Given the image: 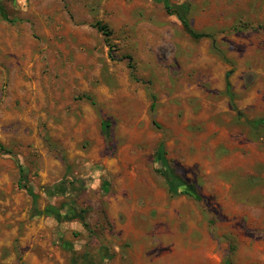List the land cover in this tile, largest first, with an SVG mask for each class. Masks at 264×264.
<instances>
[{"label": "rangeland", "instance_id": "rangeland-1", "mask_svg": "<svg viewBox=\"0 0 264 264\" xmlns=\"http://www.w3.org/2000/svg\"><path fill=\"white\" fill-rule=\"evenodd\" d=\"M171 1L0 0V264H264V0Z\"/></svg>", "mask_w": 264, "mask_h": 264}, {"label": "trees", "instance_id": "trees-1", "mask_svg": "<svg viewBox=\"0 0 264 264\" xmlns=\"http://www.w3.org/2000/svg\"><path fill=\"white\" fill-rule=\"evenodd\" d=\"M156 2H159V3H162L164 8L166 9V11L171 14V15H176L179 20L181 21L184 29L188 32L189 35H191L192 37L194 38H197V39H200V38H203V37H206V36H210L211 34L210 33H206V32H200V31H196L192 26H191V23H190V20H189V11H190V8H189V4L186 3V2H183V3H174L172 2L171 0H154ZM0 9H2L1 7V4H0ZM95 26L98 28V30L102 31L105 35H108V31L106 29V26L103 25L101 22H97L95 24ZM227 90H228V94L230 95V97H233V94L231 92V87H230V84L228 83L227 85ZM154 107V104L152 105ZM152 107V108H153ZM107 126V124H105L104 126V123H103V129H105ZM0 149L4 150L5 151V146L2 145L0 143ZM159 160L161 162V171L162 173L164 174V176L166 177V180L169 184V189L170 191L175 194V195H178V194H181L182 193V190H181V185H182V182L179 181L175 175L171 172L170 170V167L168 165V161H167V158L165 157V152H164V148L163 146H160V149H159ZM81 183H83L82 180H80V185ZM61 185L64 186V189L65 191H67L68 189L70 188H75V183L74 181H70V180H67L65 182V184L61 183ZM60 183L56 184L55 185V189L56 190H59V187L61 186ZM20 186L22 188H25L27 193L31 196L32 198V210H33V213L34 214H40V209L38 207V194L34 191V189L30 186V185H27L25 183H20ZM60 192V191H59ZM50 194H55V191H52L50 192ZM232 247V246H231ZM104 258L107 257V254L106 255H102ZM223 264H233V261H232V258L231 256H228Z\"/></svg>", "mask_w": 264, "mask_h": 264}, {"label": "crops", "instance_id": "crops-1", "mask_svg": "<svg viewBox=\"0 0 264 264\" xmlns=\"http://www.w3.org/2000/svg\"><path fill=\"white\" fill-rule=\"evenodd\" d=\"M84 158L87 159V162H90V163L96 164V165H100L104 168V160H102L101 162H95L94 160H96V159H94V158H96V157H94V158L92 157L89 159L88 155H87V158L85 156H84Z\"/></svg>", "mask_w": 264, "mask_h": 264}]
</instances>
